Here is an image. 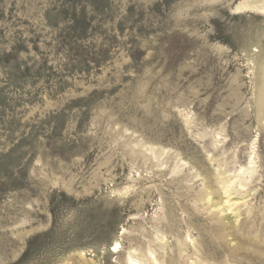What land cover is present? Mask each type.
Returning <instances> with one entry per match:
<instances>
[{"label": "rangeland", "instance_id": "obj_1", "mask_svg": "<svg viewBox=\"0 0 264 264\" xmlns=\"http://www.w3.org/2000/svg\"><path fill=\"white\" fill-rule=\"evenodd\" d=\"M263 9L0 0V264H264Z\"/></svg>", "mask_w": 264, "mask_h": 264}, {"label": "bare ground", "instance_id": "obj_2", "mask_svg": "<svg viewBox=\"0 0 264 264\" xmlns=\"http://www.w3.org/2000/svg\"><path fill=\"white\" fill-rule=\"evenodd\" d=\"M256 9H257V7H256ZM259 11H260V9H259ZM258 108H259L260 113L264 112V110H263V108H264L263 99L259 100ZM254 166H255L254 158L251 157V160H250L248 166L246 165V167H243V166L240 167L239 170L234 173L233 177H228L227 175L220 177L219 185L222 188V191H223V194L225 195V198L221 200L220 205H217V204L215 205L214 210L218 211V213L230 212V213L236 215V217H241L240 209H242L243 207L248 205L247 201H245L244 199H246L248 196V195H245V193L246 192L250 193V191L247 190L248 189L247 187L250 185L251 179L253 178V175L255 173ZM233 189L236 190L237 194H240L242 196L243 202L241 204H238V200L237 201L232 200L231 195H232ZM206 197H207L208 203L213 202L211 194H208ZM119 248H120V244H119V242H116L112 246L110 252H112L113 254H117L119 252L118 251ZM139 261L134 260L133 258H129V264H141L142 262H139Z\"/></svg>", "mask_w": 264, "mask_h": 264}]
</instances>
